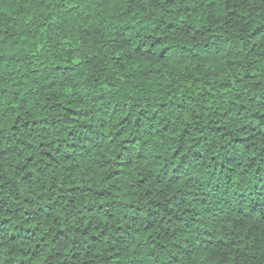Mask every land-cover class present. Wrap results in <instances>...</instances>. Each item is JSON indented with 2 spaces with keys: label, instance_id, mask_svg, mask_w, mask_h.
Masks as SVG:
<instances>
[{
  "label": "trees",
  "instance_id": "16d2710c",
  "mask_svg": "<svg viewBox=\"0 0 264 264\" xmlns=\"http://www.w3.org/2000/svg\"><path fill=\"white\" fill-rule=\"evenodd\" d=\"M0 264H264V0H0Z\"/></svg>",
  "mask_w": 264,
  "mask_h": 264
}]
</instances>
